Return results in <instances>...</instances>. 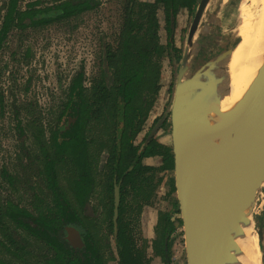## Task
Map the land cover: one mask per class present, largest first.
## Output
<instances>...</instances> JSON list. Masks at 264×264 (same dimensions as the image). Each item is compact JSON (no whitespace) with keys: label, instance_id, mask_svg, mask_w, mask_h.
Returning <instances> with one entry per match:
<instances>
[{"label":"trees","instance_id":"trees-1","mask_svg":"<svg viewBox=\"0 0 264 264\" xmlns=\"http://www.w3.org/2000/svg\"><path fill=\"white\" fill-rule=\"evenodd\" d=\"M119 1L121 27L115 40L102 47L98 73L93 76L92 84H85V70L78 69L48 127L42 123L43 117H36L23 107L27 125L37 127L36 136L43 138L47 135L46 130L49 131V141L41 142L44 145L42 167L48 189L38 192L35 211L19 207L10 200L8 206L0 204V225L6 226L8 217L17 227L33 233L37 243L32 246L25 235H5L7 240L1 244L7 252L13 253L14 260L0 258V264H108L100 247L103 237L92 231L95 227L99 229L98 225L92 223L91 229L80 208L86 204L94 181L93 168L89 163L92 154L84 136L90 137L91 142H98L96 130L104 126L111 130L99 144L101 149L108 146L110 168L112 171L118 169L113 166V160L119 157L123 158L125 165L122 170L118 169L119 178L122 177L123 181L117 225L114 200L106 211L108 233L114 246L109 259H114L116 264H153L152 255L146 251L147 239L140 245L139 213L144 201H153L155 180L158 179L159 183L167 172L174 170V155L169 145L151 139L141 146V143H136V137L144 129L160 93L162 60L178 50V16L187 10L195 15L200 0ZM99 3V0H56L42 4L41 0H35L22 8L20 0H7L0 26V50L14 28L25 30L68 22L95 9ZM163 28L166 43L162 41ZM20 131L25 133L24 126ZM155 155L162 157L160 165L144 162V158ZM81 162H85L84 167H81ZM58 168L65 169V183L60 180ZM4 175L13 177L7 170ZM174 183L172 178V190L175 192ZM45 193L46 198L43 196ZM110 195L113 199V191ZM47 196H50V202ZM139 197L142 203L136 204L134 200ZM172 206L174 211L180 212L176 198ZM171 215L172 212L159 211L157 227L160 236L153 244L154 254L162 258L163 264H173L170 236L176 230V221L182 225L181 218L173 220ZM70 225L83 229L84 246L75 247L66 240V228Z\"/></svg>","mask_w":264,"mask_h":264},{"label":"rangeland","instance_id":"rangeland-1","mask_svg":"<svg viewBox=\"0 0 264 264\" xmlns=\"http://www.w3.org/2000/svg\"><path fill=\"white\" fill-rule=\"evenodd\" d=\"M31 1L35 0H20V6L25 8L26 4ZM54 1L56 0H41L42 4H50ZM6 2L7 0H0V26L6 10ZM99 2L95 9L85 12L71 21L37 28L28 27L25 30L14 28L7 35L4 46L0 50V95L3 97L4 105L3 109L0 107L1 203L10 197L27 205V198L31 194L28 190L29 183L26 182L27 175L30 177L31 173H36L37 170L34 169V166L40 167L38 160L42 157L38 147L40 144H37L34 138H28V136L34 135V129L36 130L37 127L34 124L26 126L27 118L23 116L22 107L27 106V110L34 116L43 117L42 123L48 127L53 121L59 102L75 72L84 68L88 79L87 83H89V80L98 73L102 47L108 42H113L118 36L122 16L120 1L99 0ZM251 12L252 7H250L249 0H210L195 34L193 46L189 45L187 32L184 33L182 44L186 46L185 52H189L186 76L214 59L222 50L232 47L243 34L250 32L254 21ZM160 16L162 24H164L162 11ZM192 21L193 14L188 11L179 14L176 26L177 44H179L178 34L188 30ZM161 36L163 43H166L167 37L164 28L161 31ZM202 37L210 38L209 42L206 41L203 46L201 44L204 41L200 43ZM206 45L207 47L204 49ZM182 61L181 57L171 60L170 55L163 58L162 87L139 139L155 118L164 114L168 120L161 129L160 138L163 143L171 144L170 99ZM225 70H221L220 74L226 72ZM22 126L25 128L24 134H21L20 131ZM110 130L104 126L98 128L96 133L104 137ZM46 134H49L48 130H46ZM24 150H27L28 156L34 157L33 166L28 165ZM161 158L150 157L149 164L160 165L158 163H161ZM27 165L28 168L25 169ZM6 170L12 175H19L23 180L18 184V188L22 190V192L19 190L21 194H17L16 187H13V184L4 175ZM172 178H174V171L170 170L164 175L162 181L158 183V179L155 180L153 201L149 202L150 204L144 201L139 213L140 245L143 244L144 239H147L146 251L152 255L153 264H163L162 258L155 255L153 251L154 241L160 236V230L157 227L159 211L172 212L173 220L181 218L180 212L174 211L172 206L173 199H177L176 188L175 192L172 190ZM24 187L25 189H23ZM258 190L254 194L251 208L256 222L262 258L264 255V181ZM95 201L97 202L98 198ZM134 202L142 203V200L139 197ZM100 211L99 221L96 222L99 229L95 227L92 231L103 237L100 247L108 259V264H116L114 259H109L112 255L111 249L114 251V246L111 234L108 233L106 211L103 208H100ZM93 217L97 218V214L94 213ZM176 225V230L170 236L172 261L173 264H187L184 229L182 225L178 224V221H176ZM4 232L9 235L7 229ZM6 240L7 237L0 231V243ZM28 241L35 245L36 240L32 237H29ZM13 256V253L7 252L0 244V257L14 260Z\"/></svg>","mask_w":264,"mask_h":264},{"label":"water","instance_id":"water-1","mask_svg":"<svg viewBox=\"0 0 264 264\" xmlns=\"http://www.w3.org/2000/svg\"><path fill=\"white\" fill-rule=\"evenodd\" d=\"M209 2L200 0L198 4L188 35L190 46ZM233 46L187 76L189 52H185L172 94L174 181L187 264H225L216 240L226 203L234 201L240 178L254 170L264 174V59L245 93L225 100L217 92V84L229 73ZM119 199L117 188L115 225ZM66 229L70 243L81 246L79 229Z\"/></svg>","mask_w":264,"mask_h":264},{"label":"bare ground","instance_id":"bare-ground-1","mask_svg":"<svg viewBox=\"0 0 264 264\" xmlns=\"http://www.w3.org/2000/svg\"><path fill=\"white\" fill-rule=\"evenodd\" d=\"M249 4L254 16L252 29L234 44L229 73L217 84V92L225 100L238 99L245 93L264 59V0H249ZM262 181L264 174L261 170L251 171L237 181L239 187L234 192V201L226 203L227 209L221 218V235L216 240L225 264H262L251 208Z\"/></svg>","mask_w":264,"mask_h":264},{"label":"flooded vegetation","instance_id":"flooded-vegetation-1","mask_svg":"<svg viewBox=\"0 0 264 264\" xmlns=\"http://www.w3.org/2000/svg\"><path fill=\"white\" fill-rule=\"evenodd\" d=\"M193 17H194V15H193ZM189 30H190V28H188V30H186V31H183V32L179 33V35H180L179 36L180 38L178 39L179 44L176 45L178 50L176 52L172 51L171 60H175V59H179L180 57L181 58L184 57V55H185L184 52H185L186 46L185 45L183 46L182 41H184V33L185 32H187V34L189 35V33H188ZM187 38H188V36H187ZM209 39H210L209 37H206V38L202 37L201 41L200 40L199 41H200V43H202L204 41L201 44L203 46V45H205L206 41L209 42ZM205 47H207V45L204 46V49H205ZM99 62H100V60H99ZM85 76H86V72H85ZM87 80L88 79L86 77L85 78V84L87 86L91 85L92 84V79L89 80V83H87ZM171 100L172 99H170V101ZM0 101H1V106L0 107L3 109L4 108L3 97H1ZM24 108L27 110V106H24ZM24 108L22 107L21 110H22V113H24L23 116L27 118V116H26V114L24 112V110H25ZM167 120L168 119L166 118V116L164 114L161 115L159 118H155V120L147 128V131H145V133L142 135L141 139L138 138L140 136V133L137 135L136 143L139 144V145L141 143V146H142V145H145L148 142H150L151 139H155V140L159 141L162 144L168 145L166 143H163L162 139L160 138L161 129H163V127L165 126ZM170 123H171V121H170ZM158 125H159V127L157 128ZM26 126L28 127V125H26ZM121 127H122V125H121ZM34 131H35V133H34L35 136L31 135V136H28V138L29 137L32 138V139L34 138V140H36L37 144H40V145H38L39 152H40L41 156H43L42 148L44 147V145H42L41 142H42V140L49 141V135H45V136H43V138L42 137H38V136H36L37 129L36 130L34 129ZM146 134H147V136L145 137ZM84 137H85V141H88L87 144H88L89 150H90V152L92 154V158L91 157L89 158V163H90V166L93 168L92 176L94 178V181L92 182L91 194L88 195V198L86 200V204L84 206L80 207V208H82L81 213H82L84 219L86 217L88 218L87 222H90V224H91L90 228L92 229V226H93L92 223H96V222L98 223V221H99L98 215L101 213L100 208L101 209L103 208V210L107 211V207L112 205L113 200H114V205H115L117 188H119V198H120V190H121V184H122L123 179H122V177L119 178V175H120L119 174V170H122L125 165H124V160H123L122 157L114 159L113 160V164H114L113 166L114 167H118L119 170L117 169L116 171H112V169L109 166L110 165V160H109V155H108V151L109 150L105 149V148H108V146H104L101 149V146L99 144L101 139L102 138H106V137L97 136L100 139L98 142H91L90 141V137H86V136H84ZM169 146L172 147L171 144ZM24 151H25L26 157L28 159V165H32L33 166V164H32L33 161L32 160H33L34 157L33 156H28L29 154H28L27 150H24ZM172 152H173V148H172ZM151 157L159 158L161 156L155 155V156H151ZM149 159H150V157L144 158V162L149 164ZM38 160H39V163H40L39 164L40 167H37V165L34 166V169L37 170L36 173L35 172L31 173L30 177H29V175H27V181L26 182L29 183L28 190L31 193L30 197L27 198V205H23L20 202H17L15 200H13L12 198L8 197L7 199L4 200V203H1V200H0V204H2V206L7 205L9 200H10L12 203L18 205L19 207H26V208H30L33 211H35L36 203H37L36 202V196H37L38 192H45L48 189L47 188L45 174H44V168L42 167V165H43V157L38 158ZM161 162H162V158H161ZM158 164H161V163L159 162ZM28 165L26 166L25 169L28 168ZM84 166H85V162H83V163L81 162V167H84ZM57 171L60 173V180L65 183L66 176H65V174L63 175V173H65V169L58 168ZM5 176L7 177V175H5ZM12 176L13 177H11V178L7 177V179H8V181H10V183L13 184V187L14 186L16 187V189L18 190V192L16 191L17 194H21L20 192H22V190H20V188H18V184H20L21 181H23V180L21 179V177H19V175L15 176L13 174ZM42 181H43V183H42ZM23 189H25V187ZM19 190H20V192H19ZM111 191H113V195H114L113 199L111 198V195H110ZM43 196H44V198H46V193ZM97 198H98V201L96 202L95 200ZM47 200H48V202H50V196H47ZM119 201H120V199H119ZM46 204H48V203H46ZM46 204H42V205L44 206ZM76 205H80V204H76ZM94 213L97 214V218L93 217ZM9 219L10 218L7 217L8 221L6 220L7 221L6 226L3 227V226L0 225V231H1V233L3 235H6L4 230L7 229V232H8L9 235H25L26 237H28V238L32 237L35 240V237L33 236L34 235L33 233L28 232L26 230H23V229L17 227ZM95 219H97V220H95ZM70 226H73V227L79 229L80 234H81L82 239H83V244L81 246H76V247L84 246L85 243H84V232H83V229H80L79 227L74 226V225H70ZM67 235H69V233H68V231L66 229L65 238H66ZM168 239H169V237L167 236L166 237V241H168ZM66 240L69 241L67 238H66ZM69 243H70V241H69ZM31 245L33 246L34 244H31ZM35 245H37V243H35ZM0 258H4V257H0Z\"/></svg>","mask_w":264,"mask_h":264}]
</instances>
